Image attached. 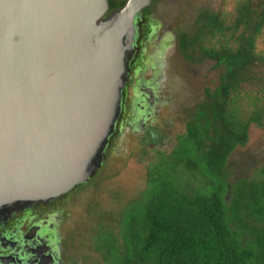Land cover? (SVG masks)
I'll use <instances>...</instances> for the list:
<instances>
[{
    "label": "water",
    "instance_id": "water-1",
    "mask_svg": "<svg viewBox=\"0 0 264 264\" xmlns=\"http://www.w3.org/2000/svg\"><path fill=\"white\" fill-rule=\"evenodd\" d=\"M151 1L0 0V218L99 168Z\"/></svg>",
    "mask_w": 264,
    "mask_h": 264
},
{
    "label": "trees",
    "instance_id": "trees-1",
    "mask_svg": "<svg viewBox=\"0 0 264 264\" xmlns=\"http://www.w3.org/2000/svg\"><path fill=\"white\" fill-rule=\"evenodd\" d=\"M126 1L108 0L109 11ZM199 24L183 36V50L205 37L201 55L221 67L220 82L206 91L177 149L150 168L145 201L127 221L113 264H264V165L233 179L228 170L251 125L264 122V52L257 50L264 0H237L230 12L202 13Z\"/></svg>",
    "mask_w": 264,
    "mask_h": 264
},
{
    "label": "flooded vegetation",
    "instance_id": "flooded-vegetation-1",
    "mask_svg": "<svg viewBox=\"0 0 264 264\" xmlns=\"http://www.w3.org/2000/svg\"><path fill=\"white\" fill-rule=\"evenodd\" d=\"M162 1L152 0L135 19L134 55L129 61L126 85L122 92V109L115 130L101 153L99 168L85 182L75 185L62 195L15 210L0 218V264H113L112 256L124 251V235L115 233V237L100 231V228L107 227L106 221L103 218L100 220L93 211H88V202L92 201L94 190L91 179L97 173H102L97 178L99 182L96 180L97 185L105 184L103 192L112 190L107 189L106 181L115 175V167L124 169L128 164L129 138L136 134L152 135L156 119L171 99L165 90L166 81L162 76L161 57L165 50L174 48L183 60L213 63V68H218L216 62L203 55L190 59L184 52L181 41L183 36L188 37L185 29H162L161 21L155 18L157 5ZM205 12L211 11L201 9L193 17L192 23H198L199 16ZM214 89L204 87V93ZM86 193L90 194L89 200L81 204L82 196ZM141 194L139 198L127 201L126 191L125 195L116 200L108 192L110 199L119 204V209L134 202V212L140 209L138 205L141 206ZM100 197L96 199L97 206L105 207L104 210L112 209L109 205L98 203ZM88 217L100 227L91 234L90 237L94 236L91 241L86 239ZM111 222L114 223L113 228L116 227V221ZM96 257H100V260H96Z\"/></svg>",
    "mask_w": 264,
    "mask_h": 264
},
{
    "label": "rangeland",
    "instance_id": "rangeland-1",
    "mask_svg": "<svg viewBox=\"0 0 264 264\" xmlns=\"http://www.w3.org/2000/svg\"><path fill=\"white\" fill-rule=\"evenodd\" d=\"M237 0H164L157 5L155 18L161 21L162 29L177 30L185 29L188 37L194 36L200 28L199 22L192 23L193 17L198 12L207 8L217 14L230 12ZM200 17V16H199ZM207 44L205 37L189 51H184L191 58L202 56L201 49ZM257 50L264 52V32L257 42ZM153 49L150 51L152 52ZM162 76L166 81L165 90L171 96L168 106L156 119L152 135L136 134L129 138L128 143V164L124 169L115 167V175L107 179V189L113 200L120 199L125 195L126 200L139 198L141 194V206L143 205L149 182L150 168L157 162L161 153L171 154L178 145L180 139L186 134L187 123L190 122L195 113L196 107L205 99L204 87L214 89L222 75L221 67L213 68V63L204 61L195 62L194 60H183L177 54L174 48L165 50L161 57ZM213 81V82H212ZM264 165V122L262 125L252 124L249 130V139L243 146H237L231 154L228 170L231 174L230 179L235 176H252L257 173L259 168ZM194 170V167H190ZM188 169H183L185 177L191 183H197L196 174ZM114 173V172H113ZM97 173L92 179L91 184L94 187L92 201L88 211L95 213L96 216L106 221V228H100V231L106 235L112 236L115 233L122 236L130 219V214L134 213L135 203H127L119 209V204L112 201L108 192H103L105 184H98ZM98 182H97V181ZM117 189H113L116 188ZM96 188V189H95ZM111 206L112 209L98 207ZM90 194L82 196V202L89 200ZM91 198V197H90ZM117 204V205H116ZM138 205V208L141 207ZM98 207V208H97ZM114 209V211H112ZM119 211H117V210ZM116 221V227L113 228L111 221ZM95 221L88 217L86 221L87 238L92 240L91 234L99 228ZM111 222V223H110ZM95 225V226H94ZM116 237V235H114ZM96 255V254H95ZM97 258V257H96ZM96 260H100V257ZM100 264H102L100 262Z\"/></svg>",
    "mask_w": 264,
    "mask_h": 264
}]
</instances>
